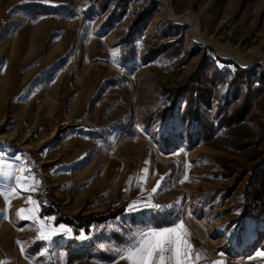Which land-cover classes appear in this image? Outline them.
Here are the masks:
<instances>
[{
  "label": "rangeland",
  "instance_id": "1",
  "mask_svg": "<svg viewBox=\"0 0 264 264\" xmlns=\"http://www.w3.org/2000/svg\"><path fill=\"white\" fill-rule=\"evenodd\" d=\"M0 167V264H128L180 221L192 264H264V0H0Z\"/></svg>",
  "mask_w": 264,
  "mask_h": 264
},
{
  "label": "snow or ice",
  "instance_id": "2",
  "mask_svg": "<svg viewBox=\"0 0 264 264\" xmlns=\"http://www.w3.org/2000/svg\"><path fill=\"white\" fill-rule=\"evenodd\" d=\"M14 159L19 160L20 157L16 156ZM10 167V166H9ZM29 171H31L29 169ZM147 172V169L144 170ZM3 168L0 167V175H7ZM19 179V178H18ZM142 179H146L143 177ZM187 179V177H185ZM131 182V177L129 178ZM183 182V181H182ZM39 186L40 181L35 182ZM160 182L151 189V192L147 194V199L144 202L134 201L128 206L129 212L139 211L141 208H149L157 211H162L165 207L159 204L152 203L153 195L158 191ZM35 191V188L32 189ZM144 189L141 187V193ZM29 203H35V201L29 200ZM24 209L18 210L17 215L21 219H33L31 216H21ZM29 212L32 209L28 210ZM4 218H7L6 216ZM70 229L64 226L58 228H52L45 231L43 228L39 231L38 239L50 242L52 238L60 234H70ZM83 235V234H82ZM187 229L183 221L175 223L174 226L164 227L161 229H142L132 232L129 236V241L124 246L114 245L112 250L120 258L128 262V264H192V252L193 247L189 240ZM19 243V242H18ZM24 251L23 249L21 250ZM258 256H264V252H258ZM202 254L196 253V260L201 259ZM213 264H219L217 261H213Z\"/></svg>",
  "mask_w": 264,
  "mask_h": 264
},
{
  "label": "trees",
  "instance_id": "3",
  "mask_svg": "<svg viewBox=\"0 0 264 264\" xmlns=\"http://www.w3.org/2000/svg\"><path fill=\"white\" fill-rule=\"evenodd\" d=\"M51 194L52 193L47 191L45 195L47 203H48L47 208L50 210V212L52 211L56 212V215H57L56 220L66 222L67 224H70V225H76L77 227L79 226L85 227L91 221L98 219V217H95L92 214H88V215L87 214H81V215L74 214L71 217H66L65 214H63L57 209L58 205H57L56 198L52 197Z\"/></svg>",
  "mask_w": 264,
  "mask_h": 264
},
{
  "label": "crops",
  "instance_id": "4",
  "mask_svg": "<svg viewBox=\"0 0 264 264\" xmlns=\"http://www.w3.org/2000/svg\"><path fill=\"white\" fill-rule=\"evenodd\" d=\"M198 252V249H194L193 252H192V255L193 256H196V253ZM202 254V253H201Z\"/></svg>",
  "mask_w": 264,
  "mask_h": 264
},
{
  "label": "bare ground",
  "instance_id": "5",
  "mask_svg": "<svg viewBox=\"0 0 264 264\" xmlns=\"http://www.w3.org/2000/svg\"><path fill=\"white\" fill-rule=\"evenodd\" d=\"M194 26L197 27V24L195 23ZM235 57H237V56H235ZM238 58L242 59V55L241 56L239 55Z\"/></svg>",
  "mask_w": 264,
  "mask_h": 264
}]
</instances>
